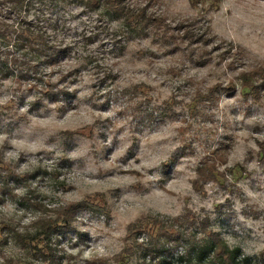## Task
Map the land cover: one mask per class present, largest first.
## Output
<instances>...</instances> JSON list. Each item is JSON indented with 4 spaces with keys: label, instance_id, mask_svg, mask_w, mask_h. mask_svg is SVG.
Here are the masks:
<instances>
[{
    "label": "rangeland",
    "instance_id": "obj_1",
    "mask_svg": "<svg viewBox=\"0 0 264 264\" xmlns=\"http://www.w3.org/2000/svg\"><path fill=\"white\" fill-rule=\"evenodd\" d=\"M126 1L166 17L167 38L160 37L163 29L127 37L117 17L89 9L79 0H30L17 12L10 3L0 4V17L16 21L20 14L45 33L58 57L53 71L73 73L65 83L80 99L61 117L44 110L13 126L0 116V145L5 139L10 144L7 158L16 160L22 153L19 169L38 168L41 173L32 185L42 205L34 209L23 204L18 199L24 192L21 185H14L11 194L0 189V232L6 223L25 230L65 201L104 191L107 213L77 218L87 240L75 247L70 240L59 244L60 253L80 255L70 263L107 256L109 264H124L112 256L123 245L128 223L143 212L177 215L184 206L208 215L229 247L239 246L245 256L258 255L264 251V164L257 161L256 141L264 139V98L253 104L246 99L238 75L264 65V0H222L218 11L200 16L188 0ZM183 31L189 35L182 36ZM199 54L205 62L198 60ZM230 80L237 84L235 92L213 102L200 101L203 114L184 132L182 116L135 125L116 105L115 95L124 83L144 81L154 87L155 96L183 101L196 88L205 92ZM4 99L0 88V110ZM98 116L100 121L93 124ZM81 126H92L94 137L64 136V131ZM192 132L198 139L192 138L188 147L185 142ZM217 148L227 155L219 166L223 184L208 183L207 194L199 195L191 179L201 160ZM174 154L176 161L161 188L160 163ZM8 242L1 246L0 264L9 263L6 256L19 261L12 264H43L11 239Z\"/></svg>",
    "mask_w": 264,
    "mask_h": 264
},
{
    "label": "trees",
    "instance_id": "obj_2",
    "mask_svg": "<svg viewBox=\"0 0 264 264\" xmlns=\"http://www.w3.org/2000/svg\"><path fill=\"white\" fill-rule=\"evenodd\" d=\"M79 1L84 2L89 9L117 17L127 37H141L149 29H154L157 34L163 29L160 37L167 38L166 32L170 25L166 23V17L148 13L146 9L130 7L126 0ZM188 1L189 7L200 16L218 11L222 0ZM2 2L10 3L14 12L30 4V0H2L0 4ZM18 16L16 21L0 17V88L5 98L0 116L13 126L29 121L35 113L44 110L61 117L80 102L76 90L65 83L73 73L53 71L58 57L45 33L33 28L25 17ZM189 32L183 31L182 36L187 37ZM198 38L205 43L208 40L202 36ZM198 58L205 62L201 54ZM238 76L246 99L253 104L264 98V65L242 71ZM236 86L232 80L226 85L218 82L207 87L205 92L196 88L183 101H177L175 97L161 99L155 96L152 85L139 81L122 84L115 99L120 113L130 123L141 125L145 120L169 121L182 116L184 132L190 130L193 120L203 114L200 101L207 99L213 102L223 93L233 94ZM99 121L100 116L93 119V124ZM94 133L92 126L89 129L81 126L64 131V136L70 139L75 136L93 138ZM192 138L198 139L197 133H190L186 146L191 147ZM134 145L135 141L128 147L131 154H134ZM9 146L7 139L0 145V189L11 194L14 185H21L24 192L18 199L30 208L39 209L42 205L32 181L41 173L38 168L20 170L22 153L16 160L7 158ZM256 146L257 161L264 164V139L256 141ZM226 156L223 148H217L211 156L201 160L191 179V188L195 192L205 196L208 183L223 184L225 174L219 166L226 162ZM176 158L174 154L160 163L163 169L161 188L165 187V178ZM42 177L45 175L42 174ZM107 204L106 192L94 191L81 199L57 205L51 209V215L34 219L25 230L6 223L5 229L0 232V249L11 239L43 264H74L80 255L65 251L60 253L59 244L62 240H70L74 247L84 243L87 234L76 224L77 218L86 213L98 218L100 214L107 213ZM122 238L123 245L112 258L124 264H264V251L258 255L245 256L239 246L229 247L223 235L214 229L208 215L185 206L181 213L172 216L160 212H143L128 223ZM109 258L95 256L84 260V264H109ZM6 260L8 264L19 262L11 256H6ZM64 260L67 261L62 263Z\"/></svg>",
    "mask_w": 264,
    "mask_h": 264
}]
</instances>
